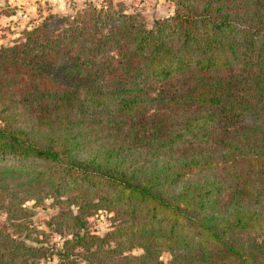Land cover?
Instances as JSON below:
<instances>
[{"label": "trees", "instance_id": "trees-1", "mask_svg": "<svg viewBox=\"0 0 264 264\" xmlns=\"http://www.w3.org/2000/svg\"><path fill=\"white\" fill-rule=\"evenodd\" d=\"M111 1L0 45V264H264V0H171L148 25ZM45 196L67 206L55 248L21 220Z\"/></svg>", "mask_w": 264, "mask_h": 264}, {"label": "rangeland", "instance_id": "rangeland-1", "mask_svg": "<svg viewBox=\"0 0 264 264\" xmlns=\"http://www.w3.org/2000/svg\"><path fill=\"white\" fill-rule=\"evenodd\" d=\"M88 0H0V45L10 44L14 39L18 38L23 28L30 27L39 18L48 12L67 13L81 7ZM97 4L101 0H90ZM121 1L123 8L127 12L136 13L141 17L145 24H150L154 19L168 15L173 9L171 0H112L111 2ZM77 190H73L75 192ZM0 203H6V194L0 190ZM32 199H24L23 204L26 208V214L21 218L28 226L31 227V236L36 230H43L46 233L47 244L51 248L59 245L64 236H69L64 228H58V225L49 223L50 216L58 213L67 206L65 203L53 202L50 197H43L37 203H33ZM74 211V207H71ZM113 207L108 209H97L95 212L85 216L86 227L93 233L103 234L112 229L117 223ZM4 213L0 211V222L4 221ZM6 221V219H5ZM7 222V221H6ZM10 225L6 224V228ZM56 226V227H53ZM24 231V229H22ZM41 234L37 235L38 237ZM30 242L25 240V243ZM32 244L36 242L31 241ZM46 244V243H44ZM53 251V249H52ZM141 249L133 247L125 253L139 254ZM171 254L167 251H161L158 259L166 263L170 259ZM35 264H68L65 260L60 259L53 252L47 253L45 256L37 258ZM76 264H84L80 260L75 261ZM69 264H73L70 262ZM121 264V263H120ZM124 264V263H122ZM136 264V263H135Z\"/></svg>", "mask_w": 264, "mask_h": 264}]
</instances>
